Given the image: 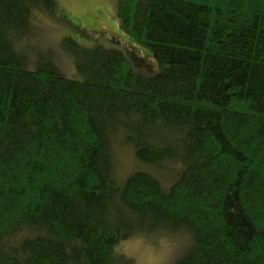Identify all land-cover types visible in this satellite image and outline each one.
Here are the masks:
<instances>
[{"label":"trees","instance_id":"obj_1","mask_svg":"<svg viewBox=\"0 0 264 264\" xmlns=\"http://www.w3.org/2000/svg\"><path fill=\"white\" fill-rule=\"evenodd\" d=\"M54 7L0 0V264H135L161 224L193 236L171 264H264V0H115L157 71L65 36L71 78L24 50Z\"/></svg>","mask_w":264,"mask_h":264},{"label":"rangeland","instance_id":"obj_2","mask_svg":"<svg viewBox=\"0 0 264 264\" xmlns=\"http://www.w3.org/2000/svg\"><path fill=\"white\" fill-rule=\"evenodd\" d=\"M31 26V33L23 43L31 59L29 67L35 66L38 56L49 54L62 74L77 77L71 56L61 43L62 37L68 36L82 45H92L96 39L107 47L120 49L136 72L151 75L157 71L150 48L121 28L115 0H55L53 12L42 9L32 12ZM130 154L121 149L117 155V166L122 173L134 168ZM192 237L187 227L175 230L161 224L151 232L133 234L119 248L133 257L135 264H171L190 251Z\"/></svg>","mask_w":264,"mask_h":264}]
</instances>
